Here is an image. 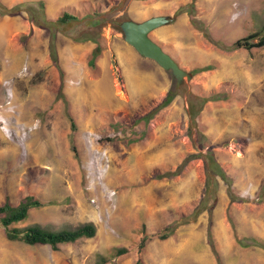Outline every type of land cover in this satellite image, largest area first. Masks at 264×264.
<instances>
[{"label":"rangeland","instance_id":"rangeland-1","mask_svg":"<svg viewBox=\"0 0 264 264\" xmlns=\"http://www.w3.org/2000/svg\"><path fill=\"white\" fill-rule=\"evenodd\" d=\"M0 1L41 2L50 20L76 18L54 30L58 69L49 34L27 12L0 17V203L27 195L52 203L19 227H96L94 238L57 250L9 241L0 230V264H134L142 228L151 240L143 264H264V251L241 247L233 232L264 241V48L224 49L264 25V0H196L194 17L175 15L191 0ZM93 15L102 23L91 27ZM154 16L173 19L150 38L192 75L180 87L123 40L122 21ZM84 36L92 40H73ZM168 91L176 96L162 108ZM212 95L224 98L192 121L189 99ZM207 155L224 180L209 174L207 184ZM168 226L172 235L158 240ZM119 249L127 252L116 256Z\"/></svg>","mask_w":264,"mask_h":264},{"label":"trees","instance_id":"trees-1","mask_svg":"<svg viewBox=\"0 0 264 264\" xmlns=\"http://www.w3.org/2000/svg\"><path fill=\"white\" fill-rule=\"evenodd\" d=\"M195 1L191 0L189 4H186L184 6H179L175 15L179 14H187L189 16H195L197 10L195 7ZM44 10V6L41 2L38 3L36 9H31V7H27L23 4H19L16 6H13L9 8L7 5L2 3L0 1V17H13L20 14V12L24 11L27 12L29 15V21L37 26L43 27L44 30L49 34L48 39V51L49 56L52 61V63L58 67V54L55 44V34L54 30L55 28H59V26L67 25L70 21L76 20V18L72 15H70L68 12H63L60 17H58L56 20H50L46 17ZM32 11L35 12L37 15L34 17L32 15ZM39 16L40 19H37ZM95 17L94 15L91 16V18ZM102 23V19L93 18L90 22V26H97ZM116 25L118 26V21L116 22ZM191 25L196 28L197 30L203 32L204 36L207 38L206 29L202 26V24L194 19H191ZM74 41L78 43L86 42L92 40L88 36L84 37H77L73 38ZM219 47H222L220 43H217ZM264 48V25L261 26V28L253 33L248 34L244 38L236 40L230 47L224 48L226 50H236V49H243V50H251V49H259ZM175 61V60H174ZM176 62V61H175ZM89 66L91 68L95 67L94 62L90 61ZM211 66L206 65L202 68H197L195 72H203L211 70ZM175 93L173 91H168L166 94L164 100L162 101L160 107L164 108L167 107L175 98ZM58 98L62 99L64 104L66 105V100L64 99V96L59 92ZM223 96H217L212 95L209 97H200V98H190L189 99V116L190 119L193 121L195 120L198 113L201 111L202 106L211 101H218L223 99ZM66 118L70 125V130L75 133L77 128L75 121L71 115V113L67 110L66 107ZM72 146V152L74 153V156H77V152L75 149V146L71 142ZM202 159L204 160V167L206 170V174L208 177L206 178V182L208 184V181L210 179L213 180V176H209V174H214L216 177H219L220 179H225V176L223 172L221 171V168L219 165L213 160L211 155L202 156ZM187 163V160L183 161L179 167L178 173L182 171V168ZM177 175V173H167V177H173ZM207 187V185H206ZM230 199L232 201H239L240 199L234 194H229ZM242 200V199H241ZM49 204H52L51 202L46 203L39 200L34 195H27L23 197L21 200H19L18 203L12 204L7 197L4 198L3 202L0 203V230L3 231L5 237L9 241H17L24 243L28 246H48L52 250H57L58 246L60 245H66V244H73L81 239H92L96 235V227L93 223H83L75 226L74 228H65L60 230H51L47 227L41 226L40 224H33L25 227H19L22 225L28 218L29 213L32 210H38L41 209ZM230 223L232 226L234 225L231 218ZM210 224L208 225V243L212 249V252L216 254L215 248H214V241L210 229ZM172 226V225H171ZM168 226L165 229H163L160 233L156 235V238L158 240H165L169 236L172 235L173 227ZM235 233L236 241L237 243L243 247H257L259 249H262L264 251V241L257 239L255 237L250 238H239L236 234L235 229L233 230ZM150 238L145 235L144 228L140 231V243L137 246V259L134 264H143V257H142V250L145 248L147 242H150ZM127 252V250H116L115 255L116 256H122Z\"/></svg>","mask_w":264,"mask_h":264},{"label":"water","instance_id":"water-1","mask_svg":"<svg viewBox=\"0 0 264 264\" xmlns=\"http://www.w3.org/2000/svg\"><path fill=\"white\" fill-rule=\"evenodd\" d=\"M169 16H154L142 22L125 20L119 24L124 42L132 47L136 53L153 61L164 71L170 72L176 80L177 87L184 81H190L192 75L182 69L161 46L150 38V34L172 22Z\"/></svg>","mask_w":264,"mask_h":264}]
</instances>
